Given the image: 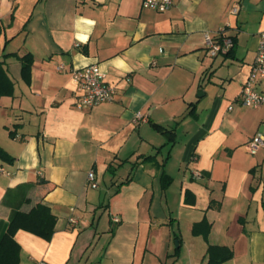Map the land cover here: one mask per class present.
<instances>
[{"label": "crops", "instance_id": "obj_1", "mask_svg": "<svg viewBox=\"0 0 264 264\" xmlns=\"http://www.w3.org/2000/svg\"><path fill=\"white\" fill-rule=\"evenodd\" d=\"M219 28L232 46L210 57L203 32ZM261 31L264 0H173L162 12L0 0L13 83L0 95V239L12 209L43 203L56 217L49 240L15 232L17 264H209V246L231 252L215 264H264V147L246 146L264 135V105L236 102ZM90 64L115 95L78 108L71 71Z\"/></svg>", "mask_w": 264, "mask_h": 264}, {"label": "built area", "instance_id": "obj_2", "mask_svg": "<svg viewBox=\"0 0 264 264\" xmlns=\"http://www.w3.org/2000/svg\"><path fill=\"white\" fill-rule=\"evenodd\" d=\"M141 5L155 11H166L173 0H140ZM238 5L231 7V12L236 13ZM203 46L206 54L210 57L229 49L232 40L225 34L224 28H219L214 34L209 31L203 32ZM71 78L75 83L74 105L78 108H89L100 102L111 101L115 95V86L105 82L104 73L96 64L73 68ZM264 78V31L259 33V41L256 47L255 57L251 64L249 74L242 83L236 102L242 106L257 108L264 105V90L257 88L259 79ZM140 114L135 115V120L142 119ZM250 153H255L260 147H264V135L255 133L246 143ZM0 171L2 168L0 166ZM87 183L96 185L93 171L86 176ZM118 221L117 217H114ZM45 264V263H44Z\"/></svg>", "mask_w": 264, "mask_h": 264}, {"label": "trees", "instance_id": "obj_3", "mask_svg": "<svg viewBox=\"0 0 264 264\" xmlns=\"http://www.w3.org/2000/svg\"><path fill=\"white\" fill-rule=\"evenodd\" d=\"M21 63V75L28 80L32 64L30 53L19 57ZM13 93V83L6 74L2 62L0 61V95H11ZM158 126V125H157ZM164 132L166 128L160 127ZM8 154L0 147V157L5 158ZM147 158V157H146ZM161 178L164 180L167 175L162 172ZM56 217L50 211L49 207L43 203L32 206L28 211L12 209L9 217L7 228L0 239V264H17L19 258V245L14 239V234L18 229L29 231L37 236L49 240L54 232ZM214 247L209 246V264H215L228 258L231 252L227 249L223 255H212Z\"/></svg>", "mask_w": 264, "mask_h": 264}]
</instances>
